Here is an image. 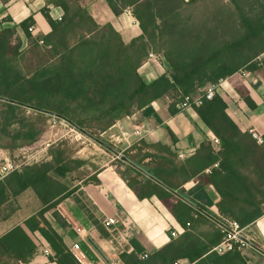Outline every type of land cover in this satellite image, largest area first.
<instances>
[{
  "label": "trees",
  "instance_id": "16d2710c",
  "mask_svg": "<svg viewBox=\"0 0 264 264\" xmlns=\"http://www.w3.org/2000/svg\"><path fill=\"white\" fill-rule=\"evenodd\" d=\"M197 1L106 0L115 15L129 8L139 23L142 34L126 43L111 23L99 24L76 0H55L63 14L54 19L47 8L43 9L49 33L36 36L29 31L33 18L20 24L28 50L16 27L0 28V97L66 117L95 137L134 109L141 110L165 96L173 99L170 109L174 114L186 96L192 97L201 87L225 78H231L239 95L254 109L241 71L264 77V0H228L232 9L221 6L222 11L213 16L214 25L198 21L195 15H184ZM152 53H161L171 69L148 82L139 68ZM193 109L219 140V148L205 141L183 164L162 157L157 167L147 171L173 190L181 185L171 181L174 176L183 182L200 180L219 196L213 217L224 225L235 220L245 228L264 215V135L260 144L250 130H242L227 113L226 101L219 94ZM26 111L38 119L45 115L0 100L1 149L33 145L43 133L35 121L26 119ZM163 149L171 152L169 147ZM49 155L50 161L23 166L0 179V208L29 188L43 204L24 222L25 227L16 226L0 238V264H28L33 259L37 245L27 231L44 238L53 252L50 259L57 264H81L46 213L70 193L60 178L80 169L84 161L69 156L62 143L51 146ZM147 158L154 161L157 157L147 153L143 159ZM164 161L172 168L166 169ZM135 163L140 166V162ZM207 169L210 171L205 172ZM136 173L142 179L128 185L137 197H156L183 231L176 237L170 234L171 241L154 251L143 235L133 238V250L119 255L123 264H175L183 260L247 264L242 250L213 251L226 235L222 226L154 180ZM91 180L98 182L96 176ZM179 193L184 194L182 190Z\"/></svg>",
  "mask_w": 264,
  "mask_h": 264
},
{
  "label": "crops",
  "instance_id": "0c3cea01",
  "mask_svg": "<svg viewBox=\"0 0 264 264\" xmlns=\"http://www.w3.org/2000/svg\"><path fill=\"white\" fill-rule=\"evenodd\" d=\"M54 2L55 0H0V28L16 27L26 43L20 24L33 18L35 35L44 36L49 33L50 26L43 15V9L47 8L54 19L61 18L63 14L61 7ZM76 3L86 8L99 24L111 23L126 43L142 34L139 23L129 8L124 9L120 15H115L106 0H76ZM152 54L139 68V73L148 82L169 74L171 69L161 53ZM241 74L243 86L255 105L254 109L239 95L231 78L219 81L216 94L224 98L227 113L242 130H254L263 136L264 77L246 69ZM208 87L209 85L201 87L192 97L201 96ZM173 102V99L165 96L137 110L141 124L147 131V153L157 157L154 161L145 159V162L151 163L152 168L157 167L162 157L172 159L176 165L183 164L205 141H211L216 149L219 148L214 141V134L193 107H177L178 111L173 114L170 109ZM163 146L169 147L171 152H167ZM2 155H6V151H0V157ZM164 162L166 169L172 168V165ZM209 171L207 169L205 172ZM93 176L98 179L97 183L91 180ZM170 179L181 184L175 191L182 190V196L208 214H217L216 203L219 196L212 187L202 186L196 178L187 182H183L179 176ZM60 181L68 187L70 193L56 208L48 211L46 217L68 248L76 257L82 258L83 264H123L119 255L133 250L130 243L133 238L143 235L149 249L154 251L171 241L172 230H180L175 218L156 197L139 199L129 187L128 181L110 168L91 173L71 185L63 178ZM42 208L43 204L31 188L16 197H10L0 208V238L16 226L25 227L24 222ZM108 219L115 222L110 227L106 226ZM27 232L37 245L36 253L28 264H57L50 259L53 252L44 238L38 232ZM243 234L256 246L242 250L247 264H264V215L245 227Z\"/></svg>",
  "mask_w": 264,
  "mask_h": 264
},
{
  "label": "rangeland",
  "instance_id": "374dc122",
  "mask_svg": "<svg viewBox=\"0 0 264 264\" xmlns=\"http://www.w3.org/2000/svg\"><path fill=\"white\" fill-rule=\"evenodd\" d=\"M221 6L232 9L230 8L231 5L228 0H199L188 6L184 10V15H195L198 21H208L211 25H214L216 20L213 16L218 15L222 11L220 9ZM231 20L232 17L228 21ZM27 44L24 47L25 49L28 48ZM261 58H264V54ZM25 117L30 121H35L34 123L37 124V127L43 133L33 145L14 150L0 148V151H6V155L16 164L26 166L43 161H50L49 149L53 145L62 143L63 148L66 149L69 156L84 161V165L80 169L63 178L70 185L104 168L114 170L128 182L142 179L136 173L138 170L63 119L49 114H45L42 118L38 119V116L31 111H26ZM114 125L116 126H112V129L109 128L107 131L100 133L97 138L115 148L122 155L129 158L132 157L136 162H140V166L144 169H151V163L145 162L143 159V156L147 154L148 143L145 141L147 133L141 131V128L144 129V126L141 124V117L137 114V109L132 111L129 118L126 116ZM14 128L19 127L16 126ZM139 131L140 133H138ZM2 142L6 145V141ZM0 162H3L2 159H0ZM142 176L146 177L144 174Z\"/></svg>",
  "mask_w": 264,
  "mask_h": 264
},
{
  "label": "built area",
  "instance_id": "2783aa9c",
  "mask_svg": "<svg viewBox=\"0 0 264 264\" xmlns=\"http://www.w3.org/2000/svg\"><path fill=\"white\" fill-rule=\"evenodd\" d=\"M29 31L35 32L36 31L35 27L31 26L29 28ZM218 85H219V83L215 84V85H210L208 87V89L201 96H199L197 98H193L191 96H186L184 101L179 105L180 108L193 107L194 105L199 106L203 103L204 99L212 100L216 95ZM141 131L143 133H147L145 128L144 129L141 128ZM138 133H140V131ZM251 133L253 134L254 138H256L258 140V142L260 144L263 143V136L261 134H259L258 132L254 131V130H251ZM214 141H215V143L219 144V140L216 137L214 138ZM0 159H2V161H3V162H0V179L5 177L9 173L16 171V170H19L21 167H23L22 164H16L15 162H13L7 155H2L0 157ZM114 223L115 222L113 219H108L106 221V226L110 227ZM225 226L229 227L230 230L223 227L226 231V235L224 236L223 240L213 248V251L217 252L218 254H225V253L233 251V250H243L245 248L250 247V245L242 239V237L244 236V234H243L244 228H242L237 221L230 220L228 222V225H225ZM182 231L183 230L180 228V230L178 232L172 230L170 232V234L172 237H176ZM46 252H48V250H46ZM146 257H147V254H144L143 258H146ZM77 259L81 264H83L82 258L80 259L79 257H77ZM112 264H119V263H112ZM175 264H197V263L196 262H188L186 260H183V261H178Z\"/></svg>",
  "mask_w": 264,
  "mask_h": 264
},
{
  "label": "water",
  "instance_id": "95a60500",
  "mask_svg": "<svg viewBox=\"0 0 264 264\" xmlns=\"http://www.w3.org/2000/svg\"><path fill=\"white\" fill-rule=\"evenodd\" d=\"M0 100L3 101H7V102H11L17 105H22L25 107H28L30 109L45 113V114H49L52 115L54 117L63 119L65 121H67L71 126H73L74 128H76L77 130H79L80 132H82L83 134L89 136L90 138H92L95 142L99 143L101 146H103L105 149H107L108 151H110L111 153H113L114 155L120 157L121 160L125 161L126 163H128L130 166L134 167L136 170H138L139 172H141L142 174H144L146 177L154 180L156 183L160 184L162 187H164L166 190H168L169 192L175 194L177 197H179L181 200H183L185 203H187L188 205H190L191 207H193L194 209H196L197 211L201 212L202 214L206 215L209 219H211L212 221L216 222L217 224H219L220 226L230 230L229 227L223 225L220 221H218L216 218H214L212 215L208 214L207 212H205L203 209H201L199 206L195 205L193 202H191L190 200L186 199L184 196H182L179 192L171 189L170 187H168L167 185H165L163 182H161L160 180H158L157 178H155L154 176H152L149 172H147L146 170H144L141 166L137 165L134 161H132L129 157L122 155L120 152H118L115 148H113L112 146H110L109 144L105 143L103 140L91 135L90 133H88L87 131H85L84 129L80 128L79 126H77L73 121L67 119L66 117H63L61 115L52 113V112H48L45 110H41L38 108H34L31 106H27L25 104H22L20 102H16L13 100H9L6 98H2L0 97ZM242 239L244 241H246L250 246H252L253 248H256V246L250 242L249 240H247V238H245L244 236L242 237Z\"/></svg>",
  "mask_w": 264,
  "mask_h": 264
}]
</instances>
